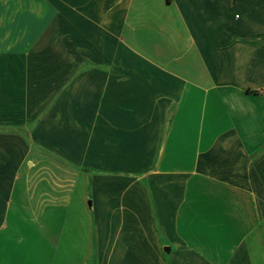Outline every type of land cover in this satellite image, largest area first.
<instances>
[{"label": "crops", "instance_id": "crops-1", "mask_svg": "<svg viewBox=\"0 0 264 264\" xmlns=\"http://www.w3.org/2000/svg\"><path fill=\"white\" fill-rule=\"evenodd\" d=\"M0 264H264V0H0Z\"/></svg>", "mask_w": 264, "mask_h": 264}, {"label": "rangeland", "instance_id": "rangeland-1", "mask_svg": "<svg viewBox=\"0 0 264 264\" xmlns=\"http://www.w3.org/2000/svg\"><path fill=\"white\" fill-rule=\"evenodd\" d=\"M35 150V149H34ZM40 152V151H39ZM31 159L37 160L40 159L42 163H51L54 157L51 154L40 152L37 155L31 156ZM53 164V163H52ZM57 168H50L45 172L42 171L39 174L28 173L27 176L24 170H18L16 175L19 180L16 183V191L10 200V208L8 209L7 219L10 222L13 229H7V239L10 241L9 248L11 250L17 249L20 254L27 253V250L33 246V243L36 241L37 237H40V230L42 227H46L47 224L51 221V224H74V217L65 218V220L60 217L50 218L47 215L40 216L34 213L31 206H36L39 204V193L46 192L52 193V187L48 185L49 181H52V176L55 178L59 176L57 174ZM52 174V176H51ZM12 176V174H10ZM42 177V181H33L38 177ZM26 177H29L27 181ZM48 177L49 179H47ZM22 179H24L22 181ZM27 181V182H26ZM61 181V180H60ZM37 183L36 187L33 183ZM45 194V195H46ZM41 253V252H40ZM37 253L41 258V254ZM36 253H34L35 255Z\"/></svg>", "mask_w": 264, "mask_h": 264}, {"label": "trees", "instance_id": "trees-1", "mask_svg": "<svg viewBox=\"0 0 264 264\" xmlns=\"http://www.w3.org/2000/svg\"><path fill=\"white\" fill-rule=\"evenodd\" d=\"M168 1V0H167Z\"/></svg>", "mask_w": 264, "mask_h": 264}]
</instances>
